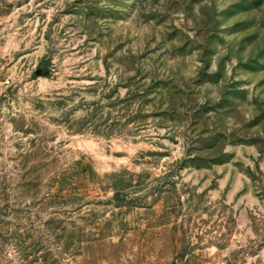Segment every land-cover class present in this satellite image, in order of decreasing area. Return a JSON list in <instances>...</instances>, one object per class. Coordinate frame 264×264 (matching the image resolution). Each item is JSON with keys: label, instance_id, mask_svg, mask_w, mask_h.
I'll return each instance as SVG.
<instances>
[{"label": "rangeland", "instance_id": "1", "mask_svg": "<svg viewBox=\"0 0 264 264\" xmlns=\"http://www.w3.org/2000/svg\"><path fill=\"white\" fill-rule=\"evenodd\" d=\"M0 264H264V0H0Z\"/></svg>", "mask_w": 264, "mask_h": 264}, {"label": "trees", "instance_id": "2", "mask_svg": "<svg viewBox=\"0 0 264 264\" xmlns=\"http://www.w3.org/2000/svg\"><path fill=\"white\" fill-rule=\"evenodd\" d=\"M47 70H48V68H46V67H44L42 70H41V73H40V75H36V73H35V75H36V77H39V76H47Z\"/></svg>", "mask_w": 264, "mask_h": 264}, {"label": "water", "instance_id": "3", "mask_svg": "<svg viewBox=\"0 0 264 264\" xmlns=\"http://www.w3.org/2000/svg\"><path fill=\"white\" fill-rule=\"evenodd\" d=\"M40 73H41L40 71H37V72H36V75H40Z\"/></svg>", "mask_w": 264, "mask_h": 264}]
</instances>
